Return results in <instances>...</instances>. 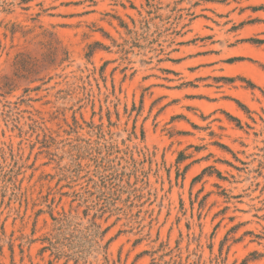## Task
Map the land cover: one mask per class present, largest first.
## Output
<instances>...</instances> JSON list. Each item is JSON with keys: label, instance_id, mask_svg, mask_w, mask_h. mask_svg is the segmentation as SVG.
I'll use <instances>...</instances> for the list:
<instances>
[{"label": "rangeland", "instance_id": "obj_1", "mask_svg": "<svg viewBox=\"0 0 264 264\" xmlns=\"http://www.w3.org/2000/svg\"><path fill=\"white\" fill-rule=\"evenodd\" d=\"M0 264H264V0H0Z\"/></svg>", "mask_w": 264, "mask_h": 264}, {"label": "bare ground", "instance_id": "obj_2", "mask_svg": "<svg viewBox=\"0 0 264 264\" xmlns=\"http://www.w3.org/2000/svg\"><path fill=\"white\" fill-rule=\"evenodd\" d=\"M242 68V67H241ZM237 70V69H236ZM230 73V72H229Z\"/></svg>", "mask_w": 264, "mask_h": 264}]
</instances>
